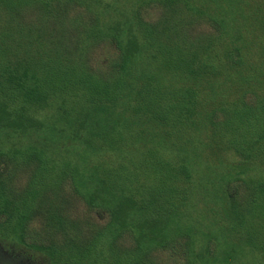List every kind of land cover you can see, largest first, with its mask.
I'll return each mask as SVG.
<instances>
[{
  "label": "trees",
  "instance_id": "1",
  "mask_svg": "<svg viewBox=\"0 0 264 264\" xmlns=\"http://www.w3.org/2000/svg\"><path fill=\"white\" fill-rule=\"evenodd\" d=\"M69 6L83 9L74 38ZM200 22L212 32L190 38ZM5 150L32 154L44 190L67 188L107 217L71 244L83 256L101 243L118 249L114 264H147L154 247L164 263L264 264V0H0L11 218ZM17 212L0 220L7 234L25 224ZM27 226L35 235L20 228L19 243L58 264Z\"/></svg>",
  "mask_w": 264,
  "mask_h": 264
},
{
  "label": "rangeland",
  "instance_id": "2",
  "mask_svg": "<svg viewBox=\"0 0 264 264\" xmlns=\"http://www.w3.org/2000/svg\"><path fill=\"white\" fill-rule=\"evenodd\" d=\"M53 1L54 0H50V3ZM64 9L65 8H63V12ZM149 11L150 17L152 18H157L160 14V8H155V6L149 9ZM56 16L57 15L50 12L44 21H46V24L49 26L51 22L55 21ZM64 17L67 22L64 23V26L68 25V29L70 30V33H66L64 38H74L76 33L80 35L79 25H76V22L82 20L83 9L69 6L65 9ZM56 23L57 21H55V24ZM208 31L212 32V29L207 24H202L201 22L196 23L190 28V33L192 34L190 38L195 39L198 35L208 33ZM94 44H96L94 50L101 51L104 50V48L107 49L104 38L99 39ZM5 151L7 154H11V156L7 155L8 161L13 162L11 167H9L8 177L3 180L7 184L5 185L6 193L14 195L13 202L15 208L17 207L16 209L19 210L25 218L23 220L25 224L19 227L14 234L12 231L10 234H7L4 226L0 223V264H56L52 258L44 257L41 253H38V251L24 248L22 243H19L20 228H22V230H24L23 232H25L26 235L28 234L31 239H33L35 235L34 231L27 226L28 220L38 227L36 230L38 231L37 235L40 239L37 237L33 240V244L39 245L43 250L44 247L46 249L47 244L55 248L59 253V257L57 258L59 261L58 264H67V262L70 264H81L85 259L87 260L86 263L91 260V264H114L113 261L116 258L118 259L119 255L117 248L113 250L112 246H102L100 243L98 246L101 247L93 249L88 257L87 255H81L82 248L78 246L81 241H83L84 236H87L91 232V224L99 225L102 222L104 223L107 217L101 214L99 215L96 209L87 208L83 200L80 199V195L77 196L73 194V196L70 197L67 188V198L63 197L65 191H62L63 188L59 185L55 189L44 190L45 186L43 185H45V182L43 181L42 175L40 173L38 175H32L34 172L33 166H35V163L38 164V161H36L34 157H30L32 156L31 153H8L7 150ZM32 178L34 182L30 181L28 186V183L25 181ZM35 179L37 180V187ZM7 189H11L12 192ZM5 207L6 202L0 203V208ZM6 208H8V205ZM83 208L85 209L84 212ZM16 209H14L13 212H11L10 209L6 211V213L10 211L11 218L5 215V213H2L0 215L2 223L5 222L10 224L14 221L15 215L18 213ZM57 221H60L62 226H59L58 231L52 230L56 228L52 223ZM87 221H89L88 224L84 226ZM25 234L23 238L29 241L28 235L26 236ZM56 237L57 240H55ZM49 239H54L55 242L49 243ZM76 241L78 245L72 247L71 244ZM148 250L146 254L148 257L146 260V262L148 261L147 264L169 263L167 261L164 263L163 252L167 250L157 247ZM27 258L30 259L28 260ZM169 264L177 263L170 262Z\"/></svg>",
  "mask_w": 264,
  "mask_h": 264
}]
</instances>
